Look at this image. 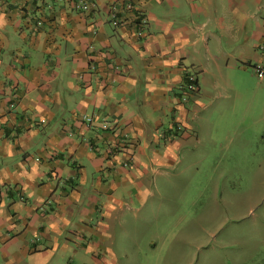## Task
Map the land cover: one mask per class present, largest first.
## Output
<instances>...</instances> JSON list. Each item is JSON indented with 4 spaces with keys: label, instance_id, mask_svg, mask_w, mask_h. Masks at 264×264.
Returning <instances> with one entry per match:
<instances>
[{
    "label": "crops",
    "instance_id": "0c3cea01",
    "mask_svg": "<svg viewBox=\"0 0 264 264\" xmlns=\"http://www.w3.org/2000/svg\"><path fill=\"white\" fill-rule=\"evenodd\" d=\"M83 1L0 0V264L114 257V209L181 148L164 118L194 131L190 67L204 107L264 63V0Z\"/></svg>",
    "mask_w": 264,
    "mask_h": 264
},
{
    "label": "rangeland",
    "instance_id": "374dc122",
    "mask_svg": "<svg viewBox=\"0 0 264 264\" xmlns=\"http://www.w3.org/2000/svg\"><path fill=\"white\" fill-rule=\"evenodd\" d=\"M256 52L264 57V44ZM255 66L237 72L231 89L210 88L204 107L191 99L199 73L190 67L176 98L198 113L194 131L164 118L181 146L174 162L150 165L140 176L146 188L131 195L132 185L126 202L113 207L114 257L101 249L84 264H94V256L106 259L100 264H264V79Z\"/></svg>",
    "mask_w": 264,
    "mask_h": 264
},
{
    "label": "built area",
    "instance_id": "2783aa9c",
    "mask_svg": "<svg viewBox=\"0 0 264 264\" xmlns=\"http://www.w3.org/2000/svg\"><path fill=\"white\" fill-rule=\"evenodd\" d=\"M81 7H82V9L87 10L88 9V4L83 3L81 5ZM255 71H256L257 76L259 78L264 79V70L261 67H256ZM189 81H194V79L192 77H190ZM192 87H193V84H190V88H192ZM83 121H84V123H86V125L90 126L93 123V118L91 116H88V117L84 116Z\"/></svg>",
    "mask_w": 264,
    "mask_h": 264
},
{
    "label": "trees",
    "instance_id": "16d2710c",
    "mask_svg": "<svg viewBox=\"0 0 264 264\" xmlns=\"http://www.w3.org/2000/svg\"><path fill=\"white\" fill-rule=\"evenodd\" d=\"M48 1H52V0H48ZM91 2H93V4H94V1H90V0H84L83 2H82V4L83 3H86V4H88V9L90 8V6L92 5L91 4ZM81 4V5H82ZM91 4V5H90ZM80 8H82L81 6H80ZM194 81H190V83H193Z\"/></svg>",
    "mask_w": 264,
    "mask_h": 264
}]
</instances>
